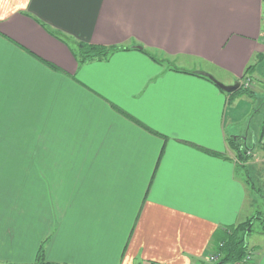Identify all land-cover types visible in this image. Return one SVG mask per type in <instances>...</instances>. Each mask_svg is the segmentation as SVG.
I'll return each mask as SVG.
<instances>
[{"label": "crops", "instance_id": "obj_1", "mask_svg": "<svg viewBox=\"0 0 264 264\" xmlns=\"http://www.w3.org/2000/svg\"><path fill=\"white\" fill-rule=\"evenodd\" d=\"M203 74L264 102L263 0H0V264H207L250 217L228 138L252 100Z\"/></svg>", "mask_w": 264, "mask_h": 264}, {"label": "rangeland", "instance_id": "obj_2", "mask_svg": "<svg viewBox=\"0 0 264 264\" xmlns=\"http://www.w3.org/2000/svg\"><path fill=\"white\" fill-rule=\"evenodd\" d=\"M264 1V0H263ZM220 79L226 81L222 75ZM242 84L248 89V86ZM251 102L245 106H239L237 113L239 114V121L243 123L240 130L243 132L240 136H233L237 145L243 152L244 160L237 159V171L240 176L244 177L245 182L251 191V200L253 202L248 207L250 208V216H255L252 222V229L250 234L247 236V242L249 245L254 243V237L259 232L264 231V150L262 145L264 144V137L260 138L261 125L264 118V102H254L255 98L251 97ZM247 101L246 98L242 100ZM232 103V102H231ZM230 103V106H231ZM237 103V102H235ZM252 108V105H254ZM239 139H238V138ZM236 155V154H235ZM250 202V198H249ZM248 245V249L250 250ZM207 264H212L208 262Z\"/></svg>", "mask_w": 264, "mask_h": 264}, {"label": "trees", "instance_id": "obj_3", "mask_svg": "<svg viewBox=\"0 0 264 264\" xmlns=\"http://www.w3.org/2000/svg\"><path fill=\"white\" fill-rule=\"evenodd\" d=\"M43 26L51 35L60 39L66 45L69 46V43L66 38H63L59 33L50 29L49 27L45 25ZM119 49H127V48L105 47L101 45L88 44L84 42L76 43L75 48L70 47V50L78 63H84L86 61H90L94 59H105L112 52ZM144 52L147 53L152 58V55L149 54L148 51H144ZM259 59L260 57L257 58L256 62H258ZM253 67L254 65H249L246 68L243 77H245L248 73H250ZM202 76L208 80H211L205 74H203ZM221 91L232 96L233 98L234 96L240 94H246L250 97L252 96V91L241 85L232 92H225L223 90ZM231 100L233 99L230 98V101ZM262 137H264V118L262 121L261 131H260V138ZM235 139L236 138L234 137L228 138V144L230 148L235 152L236 158H239L241 159V161H243L244 154L239 148V145H237V142H235ZM262 148L264 150V144L262 145ZM254 218L255 216L252 215L246 218L244 221L239 222L235 225H231L226 229L225 237H223L222 240H220L215 244L214 249L211 252L212 255L217 256V260L212 262V264H238L242 260L248 249L247 236L251 232L252 222ZM33 264H59V263L46 261L43 256V246L41 245L37 252L35 262ZM198 264H206V263L204 261H200Z\"/></svg>", "mask_w": 264, "mask_h": 264}, {"label": "water", "instance_id": "obj_4", "mask_svg": "<svg viewBox=\"0 0 264 264\" xmlns=\"http://www.w3.org/2000/svg\"><path fill=\"white\" fill-rule=\"evenodd\" d=\"M209 79H211V81L221 90L225 91V92H232L234 90H236L240 85L238 82L233 83L232 85H225L221 82H219L218 80L214 79L211 75L205 74Z\"/></svg>", "mask_w": 264, "mask_h": 264}, {"label": "built area", "instance_id": "obj_5", "mask_svg": "<svg viewBox=\"0 0 264 264\" xmlns=\"http://www.w3.org/2000/svg\"><path fill=\"white\" fill-rule=\"evenodd\" d=\"M252 251L247 250L246 254L242 258V260L238 264H248L252 260ZM217 260V256H214L212 254L208 255L206 262H214Z\"/></svg>", "mask_w": 264, "mask_h": 264}]
</instances>
